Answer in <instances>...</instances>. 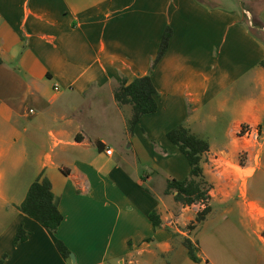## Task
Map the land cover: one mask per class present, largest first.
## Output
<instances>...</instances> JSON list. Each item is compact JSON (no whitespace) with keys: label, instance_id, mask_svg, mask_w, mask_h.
I'll return each instance as SVG.
<instances>
[{"label":"crops","instance_id":"0c3cea01","mask_svg":"<svg viewBox=\"0 0 264 264\" xmlns=\"http://www.w3.org/2000/svg\"><path fill=\"white\" fill-rule=\"evenodd\" d=\"M257 20L262 28L237 0H0V260L264 264V8ZM167 28L168 49L151 71ZM148 75L157 112L130 136L132 107L114 93ZM179 125L209 143L201 167L217 209L198 224L193 211L205 205L176 210L165 195L168 181L190 174L166 138ZM259 136L260 149L250 151L248 140ZM40 176L59 199L56 233L18 210ZM186 221L190 233L178 229ZM20 227L27 238L14 245ZM174 233L193 244L199 262L173 243Z\"/></svg>","mask_w":264,"mask_h":264},{"label":"trees","instance_id":"16d2710c","mask_svg":"<svg viewBox=\"0 0 264 264\" xmlns=\"http://www.w3.org/2000/svg\"><path fill=\"white\" fill-rule=\"evenodd\" d=\"M241 7L243 10L251 13L253 26L262 28V25L257 20V16L264 8V0L257 10L243 3H241ZM171 37L172 31L170 28H167L162 36L157 57L152 65L151 71L165 55ZM2 64L3 61L0 57V66ZM262 65L264 66V63ZM157 97L158 92L152 83L150 75L137 78L129 84L126 81L121 82L119 88L114 93V98L119 105H130L132 107V115L127 122V131L130 136L133 135L135 126L143 116L157 112ZM166 138L186 158L190 166V174L184 181H168L165 195H171L173 201L182 206H192L207 202L210 199L209 187L204 180L201 161L202 156L209 151V143L192 134L185 125H179L169 131L166 134ZM18 210L38 223L42 228L53 233L57 232L63 222V216L59 211V199L53 194L50 181L43 176H40L32 183ZM210 212L211 208L205 207L201 212L197 213L195 222L197 224L201 223ZM149 218L154 230L162 226L156 210L151 212ZM193 228L194 226H189L188 229ZM26 238V232L20 227L15 235L14 245L24 242ZM183 246L189 258L194 262H199V259L196 257L197 250L193 244L189 240H184ZM56 249L63 260L69 261L71 252L63 242L58 240L56 242ZM5 259L6 255L0 260V264H4Z\"/></svg>","mask_w":264,"mask_h":264},{"label":"rangeland","instance_id":"374dc122","mask_svg":"<svg viewBox=\"0 0 264 264\" xmlns=\"http://www.w3.org/2000/svg\"><path fill=\"white\" fill-rule=\"evenodd\" d=\"M204 1L207 2V3L214 2V0H204ZM237 1H238L239 4L243 3L244 5L249 6L252 9L257 10L258 8H260V5H261L263 0H237ZM230 2L234 3L235 0H230ZM222 3H223V5L226 4V2L224 3V1H222ZM248 142L249 143H247V146H248L249 150L256 152L257 150L260 149L259 144L262 143V140H261V138L259 136V137L253 138L252 140H248ZM129 144H130V142H129ZM127 145H128V143L125 145V148L127 147ZM115 149L117 151L116 156H121V154H123L124 155L123 157L125 159L131 161V158L133 156L131 152L127 153V152H125L126 150L122 151V150H118L117 148H115ZM247 155H248V153L246 151H244V150L241 153H239L238 160H239L240 164H243L244 160L247 158ZM235 172L237 173V175L241 174V171L238 168H235ZM148 173H150V172H148ZM152 186L154 187V189L156 191L163 190V188H164L163 183L161 182V179L158 178V177H154V179L152 181ZM197 205H200V204H197ZM202 205L203 206L205 205V207H210L211 206L210 207L211 208V212L213 210L217 209V205L213 204L211 200H208L207 202L201 204V206ZM208 205H210V206H208ZM176 210H178V204L176 205ZM201 211H202V209L199 206L196 209H194L193 214L197 213V212H201ZM185 224L186 225L183 226V227H181V226L178 227L179 231H184V232H189V233L191 231H193L194 228L193 229H188L189 226H192L191 223H188V221H186ZM174 235H175V233H174ZM179 236L180 235H178V233H177L175 236L172 237V241H173L174 244H177L178 240L181 241L180 243L183 242L182 237H180V239H179Z\"/></svg>","mask_w":264,"mask_h":264},{"label":"built area","instance_id":"2783aa9c","mask_svg":"<svg viewBox=\"0 0 264 264\" xmlns=\"http://www.w3.org/2000/svg\"><path fill=\"white\" fill-rule=\"evenodd\" d=\"M29 113L33 114V110H30ZM241 133H242V136L247 137V138H250L252 135V132L249 128H242ZM106 154L108 156L112 155V150L111 149L106 150ZM215 161H217V159ZM221 167H222V164L219 161L215 162L213 165V168L215 170L221 169Z\"/></svg>","mask_w":264,"mask_h":264},{"label":"water","instance_id":"95a60500","mask_svg":"<svg viewBox=\"0 0 264 264\" xmlns=\"http://www.w3.org/2000/svg\"><path fill=\"white\" fill-rule=\"evenodd\" d=\"M70 259H73V257L71 256V258H70ZM70 259H69V262L71 261Z\"/></svg>","mask_w":264,"mask_h":264}]
</instances>
